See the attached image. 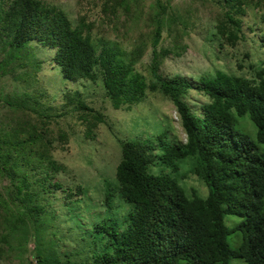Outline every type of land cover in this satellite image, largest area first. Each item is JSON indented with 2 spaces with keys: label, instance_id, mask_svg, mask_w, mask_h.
Returning a JSON list of instances; mask_svg holds the SVG:
<instances>
[{
  "label": "rangeland",
  "instance_id": "rangeland-1",
  "mask_svg": "<svg viewBox=\"0 0 264 264\" xmlns=\"http://www.w3.org/2000/svg\"><path fill=\"white\" fill-rule=\"evenodd\" d=\"M41 1L62 10L70 26L90 39L96 57L111 54L145 83L141 98L114 108L102 65L87 78L67 80L53 61L56 49L37 40L11 47L0 29V264H37L38 253L54 264H89L110 250L95 226L117 224L123 231L134 211L115 178L122 143L186 139L153 69L194 88L217 71L256 85L264 64V0ZM6 6L2 0L0 18ZM225 13L235 23H226L220 34ZM198 91L180 99L200 115L210 101ZM241 125L255 138L250 121ZM196 163L192 157L178 160L174 171L159 161L150 171L171 175L187 195L196 191L205 198L206 185L192 173ZM17 185L24 189L13 199ZM26 192L32 196L22 201ZM21 205L40 210L24 215ZM239 221L225 219L229 227ZM227 241L237 248L239 236L230 234Z\"/></svg>",
  "mask_w": 264,
  "mask_h": 264
},
{
  "label": "trees",
  "instance_id": "trees-1",
  "mask_svg": "<svg viewBox=\"0 0 264 264\" xmlns=\"http://www.w3.org/2000/svg\"><path fill=\"white\" fill-rule=\"evenodd\" d=\"M3 1L7 6L0 29L11 37V47L37 40L56 49L53 61L71 81L87 78L94 67L102 65L114 108L130 105L144 94L142 78L114 63L111 54L96 57L90 39L70 26L62 10L41 0ZM225 17L217 26L220 34L226 23H235L229 13ZM158 36L156 30L154 44ZM156 72L154 68V78L180 118L185 142L169 143L157 137V145L130 140L122 143L115 178L134 211L123 231L117 224L95 226L97 233L107 236L110 250L96 255L89 264H230L232 259L264 264V64L256 74V85L217 71L194 88L185 79H164ZM191 89L199 90L210 101L201 106L200 115L180 99ZM244 119L254 126L255 138L242 129ZM188 157L197 161L192 173L206 185L205 198L196 191L187 195L171 175L150 171L159 161L176 171L177 161ZM23 189L17 185L12 198ZM26 193L22 201L32 196ZM21 206L24 215L40 210ZM227 216L240 221L229 227ZM230 234L239 236L237 248L229 246ZM36 263L54 261L38 253Z\"/></svg>",
  "mask_w": 264,
  "mask_h": 264
}]
</instances>
